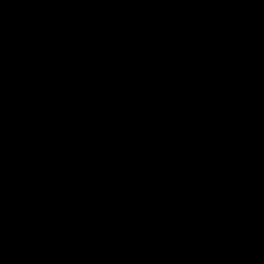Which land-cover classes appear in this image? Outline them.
I'll return each mask as SVG.
<instances>
[{
  "label": "water",
  "instance_id": "95a60500",
  "mask_svg": "<svg viewBox=\"0 0 264 264\" xmlns=\"http://www.w3.org/2000/svg\"><path fill=\"white\" fill-rule=\"evenodd\" d=\"M0 264H264V0H0Z\"/></svg>",
  "mask_w": 264,
  "mask_h": 264
}]
</instances>
